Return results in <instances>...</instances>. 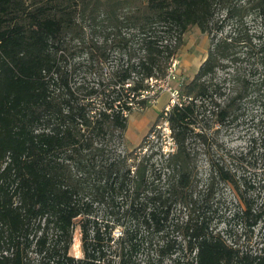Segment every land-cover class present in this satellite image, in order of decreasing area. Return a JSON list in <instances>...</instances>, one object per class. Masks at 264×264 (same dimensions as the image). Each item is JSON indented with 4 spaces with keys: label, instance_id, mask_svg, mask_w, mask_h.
I'll use <instances>...</instances> for the list:
<instances>
[{
    "label": "trees",
    "instance_id": "1",
    "mask_svg": "<svg viewBox=\"0 0 264 264\" xmlns=\"http://www.w3.org/2000/svg\"><path fill=\"white\" fill-rule=\"evenodd\" d=\"M14 1L0 0V264H130L140 251L147 263L264 264V247L239 253L206 212L191 216L216 175L231 179L209 161L199 185L196 111L225 120L252 102L264 116V28L232 7L218 16L220 0H74L9 24ZM253 8L264 20V0ZM98 18L113 38H91ZM192 26L210 44L164 116L173 148L154 126L129 146L128 114L160 89ZM76 226L81 256L70 253Z\"/></svg>",
    "mask_w": 264,
    "mask_h": 264
},
{
    "label": "rangeland",
    "instance_id": "2",
    "mask_svg": "<svg viewBox=\"0 0 264 264\" xmlns=\"http://www.w3.org/2000/svg\"><path fill=\"white\" fill-rule=\"evenodd\" d=\"M257 0H220L215 5L218 16L224 14L227 7H232L242 14L243 21L253 29L264 28V20L254 11ZM74 0H15L11 6L10 16L13 22L27 21L26 13L42 8L51 11ZM103 9V6H101ZM47 13V12H46ZM121 16V13H120ZM9 21V20H8ZM91 38H102L109 33L108 23L97 19ZM8 22L4 24L7 25ZM71 34L66 38H70ZM115 38H119L118 36ZM210 38L197 26L190 27L184 34V44L178 50L176 58L168 69L167 78L162 81L158 91L149 89V97L144 106L138 105L127 116L125 140L129 146H139L150 128L162 135L164 150L173 148L170 131L164 120L168 107L178 99L176 89L182 80H188L196 72L199 64L206 56ZM103 51V50H102ZM96 50L95 55L102 52ZM107 56L105 69H111L119 60L117 47L113 42L103 51ZM224 75L218 71L214 80ZM150 83H154L151 80ZM244 109L235 117L219 120L215 114L199 107L196 111L193 144L196 149V164L199 185H202L209 173V161L217 168H222L231 179L222 180L218 175L213 179V193L207 204L197 207L192 217L206 212L211 218V228L217 232L229 246L239 253L255 254L264 247V155L261 154V142L257 139L260 131L264 133V116L260 115V107L252 102H245ZM157 131H153L154 135ZM153 135V136H154ZM255 139V142H252ZM260 214V215H258ZM175 217L185 219V213L177 211ZM118 233V228L114 231ZM79 229L75 227L70 253L81 256ZM29 256H36L29 252ZM144 251L138 252L130 264H173L164 259L161 263L144 260Z\"/></svg>",
    "mask_w": 264,
    "mask_h": 264
}]
</instances>
